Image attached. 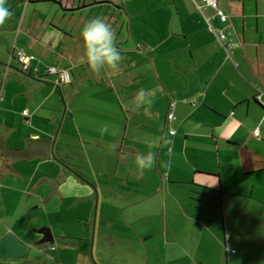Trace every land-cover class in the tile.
<instances>
[{
  "label": "crops",
  "instance_id": "1",
  "mask_svg": "<svg viewBox=\"0 0 264 264\" xmlns=\"http://www.w3.org/2000/svg\"><path fill=\"white\" fill-rule=\"evenodd\" d=\"M220 6L6 0L0 264H264V0ZM96 17L115 70L87 63Z\"/></svg>",
  "mask_w": 264,
  "mask_h": 264
},
{
  "label": "clouds",
  "instance_id": "2",
  "mask_svg": "<svg viewBox=\"0 0 264 264\" xmlns=\"http://www.w3.org/2000/svg\"><path fill=\"white\" fill-rule=\"evenodd\" d=\"M11 15L6 0H0V24ZM81 38L85 48L87 63L93 70H99L105 66L111 69L118 68V62L121 59L120 51L115 45V35L111 26L100 17L90 19L81 29ZM141 102L146 101L143 92L139 96ZM152 103L151 100L147 101ZM107 131V127L103 129ZM135 163L142 170H150L153 167L154 160L152 156H139Z\"/></svg>",
  "mask_w": 264,
  "mask_h": 264
},
{
  "label": "built area",
  "instance_id": "3",
  "mask_svg": "<svg viewBox=\"0 0 264 264\" xmlns=\"http://www.w3.org/2000/svg\"><path fill=\"white\" fill-rule=\"evenodd\" d=\"M205 4L211 8H213L216 13L220 16L221 20L223 22L227 21V14L224 13V11L222 10L221 6H220V0H205ZM201 8V5H199ZM29 58L23 53L20 52L19 54V61L22 65V69L23 70H27L29 68ZM49 72L57 74L59 76L60 82H68L70 81V73L67 70H60L56 67H49L48 68ZM176 102L172 101L170 103V107H169V112L167 114V120L168 121H172L175 119V114H174V108H175ZM172 134L176 133L175 129H171L170 131Z\"/></svg>",
  "mask_w": 264,
  "mask_h": 264
},
{
  "label": "water",
  "instance_id": "4",
  "mask_svg": "<svg viewBox=\"0 0 264 264\" xmlns=\"http://www.w3.org/2000/svg\"><path fill=\"white\" fill-rule=\"evenodd\" d=\"M0 70H2L1 67H0ZM40 232L44 233V235H45V238H44L42 241L52 240V239H53L52 236H50V237L48 238V234H50V230H49L48 228H42V229L40 230Z\"/></svg>",
  "mask_w": 264,
  "mask_h": 264
}]
</instances>
